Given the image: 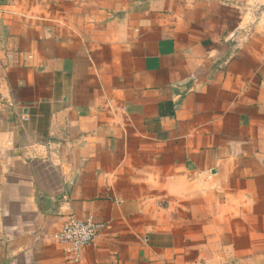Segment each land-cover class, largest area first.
I'll return each instance as SVG.
<instances>
[{
  "label": "crops",
  "instance_id": "0c3cea01",
  "mask_svg": "<svg viewBox=\"0 0 264 264\" xmlns=\"http://www.w3.org/2000/svg\"><path fill=\"white\" fill-rule=\"evenodd\" d=\"M0 264H264V0H0Z\"/></svg>",
  "mask_w": 264,
  "mask_h": 264
},
{
  "label": "built area",
  "instance_id": "2783aa9c",
  "mask_svg": "<svg viewBox=\"0 0 264 264\" xmlns=\"http://www.w3.org/2000/svg\"><path fill=\"white\" fill-rule=\"evenodd\" d=\"M102 228V224L91 218L70 217L56 234V239L65 245L68 258L78 263L82 251L89 246Z\"/></svg>",
  "mask_w": 264,
  "mask_h": 264
}]
</instances>
